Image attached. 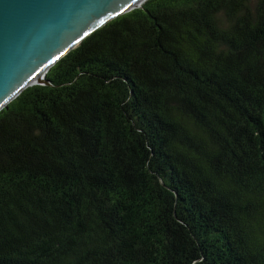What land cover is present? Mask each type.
<instances>
[{
	"label": "trees",
	"instance_id": "16d2710c",
	"mask_svg": "<svg viewBox=\"0 0 264 264\" xmlns=\"http://www.w3.org/2000/svg\"><path fill=\"white\" fill-rule=\"evenodd\" d=\"M0 109V264H264V0H145Z\"/></svg>",
	"mask_w": 264,
	"mask_h": 264
},
{
	"label": "water",
	"instance_id": "95a60500",
	"mask_svg": "<svg viewBox=\"0 0 264 264\" xmlns=\"http://www.w3.org/2000/svg\"><path fill=\"white\" fill-rule=\"evenodd\" d=\"M145 0H0V109L92 31Z\"/></svg>",
	"mask_w": 264,
	"mask_h": 264
}]
</instances>
